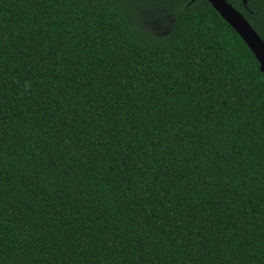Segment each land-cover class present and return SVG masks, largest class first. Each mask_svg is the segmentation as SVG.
I'll return each instance as SVG.
<instances>
[{"label":"trees","instance_id":"obj_1","mask_svg":"<svg viewBox=\"0 0 264 264\" xmlns=\"http://www.w3.org/2000/svg\"><path fill=\"white\" fill-rule=\"evenodd\" d=\"M0 264H264V74L207 0H0Z\"/></svg>","mask_w":264,"mask_h":264},{"label":"water","instance_id":"obj_2","mask_svg":"<svg viewBox=\"0 0 264 264\" xmlns=\"http://www.w3.org/2000/svg\"><path fill=\"white\" fill-rule=\"evenodd\" d=\"M196 0H193L195 2ZM221 17L236 31L245 44L254 54L260 65V71L264 74V40L246 20V18L236 10L226 0H207ZM249 0H243L247 6Z\"/></svg>","mask_w":264,"mask_h":264},{"label":"snow or ice","instance_id":"obj_3","mask_svg":"<svg viewBox=\"0 0 264 264\" xmlns=\"http://www.w3.org/2000/svg\"><path fill=\"white\" fill-rule=\"evenodd\" d=\"M143 2H148V0H143ZM152 3H156L157 0H151Z\"/></svg>","mask_w":264,"mask_h":264},{"label":"flooded vegetation","instance_id":"obj_4","mask_svg":"<svg viewBox=\"0 0 264 264\" xmlns=\"http://www.w3.org/2000/svg\"><path fill=\"white\" fill-rule=\"evenodd\" d=\"M264 29V28H263Z\"/></svg>","mask_w":264,"mask_h":264}]
</instances>
